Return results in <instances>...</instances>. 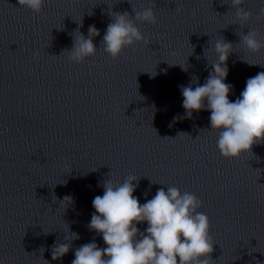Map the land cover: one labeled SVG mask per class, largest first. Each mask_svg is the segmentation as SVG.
Returning a JSON list of instances; mask_svg holds the SVG:
<instances>
[{"label": "clouds", "instance_id": "clouds-1", "mask_svg": "<svg viewBox=\"0 0 264 264\" xmlns=\"http://www.w3.org/2000/svg\"><path fill=\"white\" fill-rule=\"evenodd\" d=\"M243 3L244 0H231L230 3L241 27L253 15L241 7ZM18 4L39 13L44 0H18ZM155 5L154 2L153 7ZM153 7L142 11L133 8L134 18L128 12L109 13L112 22L107 26L102 45L111 58H118L126 47L136 42L151 43L135 22L155 24L157 20ZM257 16L264 17V7L259 9ZM99 35L94 25L89 26L87 37L79 32L72 49L65 51L69 54V61L80 63L94 56L97 48L93 37ZM240 37V43L250 52L264 48V42L257 38L255 30L249 29ZM232 49L233 44L223 37L217 40L214 45L217 59L209 61L213 71L205 83H197L195 88L191 83L181 86V92L187 116L191 117L194 111L209 110L211 130H217L219 134L217 148L220 154L224 158L238 159L242 154L251 152L253 145L264 143V71L248 78L240 97L230 101L233 86L225 83V79L228 75L226 62ZM180 134L188 135L181 132L177 136ZM139 179L129 175L122 183H114L111 179L103 182V195L95 196L92 201L95 212L88 227L102 235L106 247H98L95 241L85 243L76 248L71 264H212L210 254L214 243L210 236V221L205 213L198 211L202 201L193 193H181L179 188L168 186L166 191L164 187L159 188L151 199L141 204L139 198L133 195ZM66 199L71 201L67 196L63 201ZM144 222L148 226L141 232L137 224ZM71 237V241L80 239L74 232ZM71 248V242L54 244L52 259L62 258ZM45 262L49 264L47 260Z\"/></svg>", "mask_w": 264, "mask_h": 264}]
</instances>
